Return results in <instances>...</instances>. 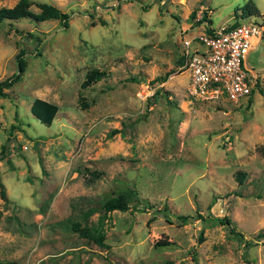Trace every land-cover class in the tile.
Listing matches in <instances>:
<instances>
[{
    "label": "rangeland",
    "instance_id": "1",
    "mask_svg": "<svg viewBox=\"0 0 264 264\" xmlns=\"http://www.w3.org/2000/svg\"><path fill=\"white\" fill-rule=\"evenodd\" d=\"M33 1L70 16L0 22V80L16 71L19 49L26 62L10 97L0 95V261L264 264V33L247 56L260 82L240 100L191 95L178 62L201 15L264 25V0ZM93 67L106 75L81 87ZM35 97L58 104L50 125L31 113ZM125 187L139 202L105 212ZM224 215L243 239L216 219Z\"/></svg>",
    "mask_w": 264,
    "mask_h": 264
},
{
    "label": "built area",
    "instance_id": "2",
    "mask_svg": "<svg viewBox=\"0 0 264 264\" xmlns=\"http://www.w3.org/2000/svg\"><path fill=\"white\" fill-rule=\"evenodd\" d=\"M263 33L262 23L243 21L184 35L181 67L189 93L205 99L248 97L261 75L248 64L247 56Z\"/></svg>",
    "mask_w": 264,
    "mask_h": 264
},
{
    "label": "trees",
    "instance_id": "3",
    "mask_svg": "<svg viewBox=\"0 0 264 264\" xmlns=\"http://www.w3.org/2000/svg\"><path fill=\"white\" fill-rule=\"evenodd\" d=\"M35 3V5L38 8V11H33L30 6L31 4ZM250 11V10H248ZM69 13L67 11L62 10L60 7L55 5L54 3L48 2V1H33V0H17L12 6L7 7H0V22L8 21V22H14L17 20H20L22 18H28L32 21H45L49 19H58L61 21L64 25L68 24L69 20ZM205 14L202 15L201 18H199L197 21L202 22L203 19H205ZM40 39H38V42ZM25 50L19 49V51L15 55V59L17 62V68L16 71L12 72L10 75L6 76L5 78L0 80V95L2 96H8L10 97V93L8 92L7 88L12 86L15 82L19 80L22 73L25 70L26 62L24 58ZM183 59V56L179 58L178 62L180 63ZM106 75V71L103 69H99L97 67H93L89 69L85 75L84 79L81 82V87L88 86L97 80L101 79ZM168 74L165 75H158L151 79L152 82L159 81L163 82L166 80ZM156 93L159 91L156 90ZM263 93V90H262ZM264 96V95H263ZM81 106H86V102L81 103ZM59 106L57 103L50 101L48 99L42 98V97H35L31 104H30V111L32 114H34L37 119H39L42 123L46 125H50L56 115V112L58 111ZM9 162V160H8ZM239 180H242V175L238 176ZM0 185H2L0 181ZM0 194L2 198L6 199V194L4 189L0 190ZM139 202V197L136 189L125 187L123 189L118 190L116 193L109 195L104 201H103V208L104 211H111L114 209H120V210H126L130 208V202L131 201ZM143 206L138 207L137 205H134L132 208L137 210H144V208L148 207V204H150L147 200L142 201ZM93 211V208L87 209L85 214H89ZM199 214V213H198ZM198 217H202L201 214L197 215ZM177 218L181 222H185L187 220H190L191 218H194L193 215H187V214H179L177 215ZM220 223H222L225 227V229L228 231V233L232 236H235L239 239H243V235L241 231L236 230L231 225V220L228 216H222L216 218ZM76 229L85 237L92 238L96 242L102 244L103 243V234L98 232L96 235L93 234L88 227L80 226L79 224L76 225ZM201 231L198 235L199 241L203 239ZM264 232H260L259 235L262 236ZM170 240H161L157 239L155 241L156 245L161 244H168ZM249 241H246V244H248ZM195 252L193 253V255ZM0 264H14L12 261H0Z\"/></svg>",
    "mask_w": 264,
    "mask_h": 264
},
{
    "label": "crops",
    "instance_id": "4",
    "mask_svg": "<svg viewBox=\"0 0 264 264\" xmlns=\"http://www.w3.org/2000/svg\"><path fill=\"white\" fill-rule=\"evenodd\" d=\"M201 17H202V15H201ZM199 23H200V24H198V23L193 24V25H196V26L194 27L193 31L191 32V33H193V35H194L195 33L199 32V31L204 30V29H210L211 27H216V26L213 25L212 23H209V22L206 20V18H205V20L203 19L202 22H199ZM205 24H206V25H205ZM255 47H256V46H255ZM255 47H253V49H254ZM253 49H251V50H253Z\"/></svg>",
    "mask_w": 264,
    "mask_h": 264
},
{
    "label": "water",
    "instance_id": "5",
    "mask_svg": "<svg viewBox=\"0 0 264 264\" xmlns=\"http://www.w3.org/2000/svg\"><path fill=\"white\" fill-rule=\"evenodd\" d=\"M34 115V114H33ZM35 116V115H34ZM36 117V116H35Z\"/></svg>",
    "mask_w": 264,
    "mask_h": 264
}]
</instances>
